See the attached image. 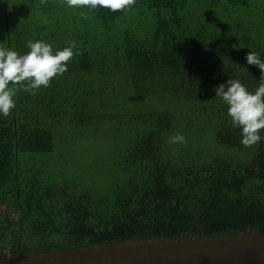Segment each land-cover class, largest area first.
<instances>
[{
    "label": "trees",
    "instance_id": "16d2710c",
    "mask_svg": "<svg viewBox=\"0 0 264 264\" xmlns=\"http://www.w3.org/2000/svg\"><path fill=\"white\" fill-rule=\"evenodd\" d=\"M37 40L54 51L75 41L78 54L50 87L19 91L12 113L0 114V204L19 215L0 217V257L264 234V131L244 147L215 92L229 79L259 86L245 55L264 61V0H136L123 12L0 0V43L23 55ZM128 76L133 106L136 97L155 104L139 118L191 107L178 128L198 129L203 142L213 133L217 150L172 153L158 128L117 158L112 183L28 164L53 153L59 127L94 114L93 80L104 89Z\"/></svg>",
    "mask_w": 264,
    "mask_h": 264
},
{
    "label": "rangeland",
    "instance_id": "374dc122",
    "mask_svg": "<svg viewBox=\"0 0 264 264\" xmlns=\"http://www.w3.org/2000/svg\"><path fill=\"white\" fill-rule=\"evenodd\" d=\"M240 17L241 13L238 12V18ZM253 68L250 67V70ZM127 80L119 77L104 89L93 80L92 86L97 94H101V99L98 97L94 104V114L83 120L74 119L75 122L65 129L64 126L59 127L58 132H54L56 149L53 153L35 156L38 160L28 161V164H32L37 170L45 168L59 179H64L66 172L79 178L86 176V182L89 183H96L98 180L99 183H112L117 170V158L127 155L138 137L158 128L167 133L166 141L172 153L179 151L183 156L201 154L204 143L206 149L212 152L217 150L212 140L215 139L213 133H208L203 142L198 129L178 128L180 120H186V114L192 111L191 107L189 110L178 111L177 117L173 111H167L151 114L147 119L139 118V112L152 109L155 104L149 102V99L138 100L136 97L138 103L133 106L131 100L135 96L130 91L129 76ZM60 84L64 85V79L60 80ZM51 93L48 94L46 102L51 101ZM48 124L50 125V120ZM178 133L184 135L186 143H169V138ZM0 214L15 221L19 216L14 209L3 204H0Z\"/></svg>",
    "mask_w": 264,
    "mask_h": 264
},
{
    "label": "clouds",
    "instance_id": "9594fccd",
    "mask_svg": "<svg viewBox=\"0 0 264 264\" xmlns=\"http://www.w3.org/2000/svg\"><path fill=\"white\" fill-rule=\"evenodd\" d=\"M69 7L104 8L112 12H123L131 9L136 0H65ZM46 4L47 0H41ZM86 16L85 13H81ZM0 43V114L8 117L16 107L15 97L19 91L36 94L40 88L50 87L54 79L62 77L68 71V64L78 54L74 52L76 42L70 41L63 50H53L45 41H28L26 54L21 55ZM246 64L260 70V83L254 92L238 79H229L216 89V98L227 106V114L233 127L242 130L241 144L252 147L258 144L264 131V61L256 52L245 55ZM169 143H186L183 134H175Z\"/></svg>",
    "mask_w": 264,
    "mask_h": 264
},
{
    "label": "water",
    "instance_id": "95a60500",
    "mask_svg": "<svg viewBox=\"0 0 264 264\" xmlns=\"http://www.w3.org/2000/svg\"><path fill=\"white\" fill-rule=\"evenodd\" d=\"M0 264H264V234L4 256Z\"/></svg>",
    "mask_w": 264,
    "mask_h": 264
},
{
    "label": "built area",
    "instance_id": "2783aa9c",
    "mask_svg": "<svg viewBox=\"0 0 264 264\" xmlns=\"http://www.w3.org/2000/svg\"><path fill=\"white\" fill-rule=\"evenodd\" d=\"M0 217H3L1 214H0ZM6 217V216H5ZM18 218L17 219H19V216H17Z\"/></svg>",
    "mask_w": 264,
    "mask_h": 264
},
{
    "label": "crops",
    "instance_id": "0c3cea01",
    "mask_svg": "<svg viewBox=\"0 0 264 264\" xmlns=\"http://www.w3.org/2000/svg\"><path fill=\"white\" fill-rule=\"evenodd\" d=\"M2 218H6V217H2Z\"/></svg>",
    "mask_w": 264,
    "mask_h": 264
}]
</instances>
